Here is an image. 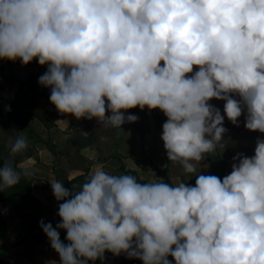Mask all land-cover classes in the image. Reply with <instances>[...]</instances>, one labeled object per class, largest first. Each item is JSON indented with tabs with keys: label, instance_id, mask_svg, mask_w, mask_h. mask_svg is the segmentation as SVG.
<instances>
[{
	"label": "clouds",
	"instance_id": "clouds-1",
	"mask_svg": "<svg viewBox=\"0 0 264 264\" xmlns=\"http://www.w3.org/2000/svg\"><path fill=\"white\" fill-rule=\"evenodd\" d=\"M34 58L62 114L121 129L138 120L121 110H161L167 158L186 173L223 140L225 116L264 133V0H0V59ZM26 148L10 141V155ZM233 161L230 174L197 175L194 186L101 168L78 191L51 183L61 222L40 227L60 264L105 251L143 264H264V139ZM19 179L0 166V191Z\"/></svg>",
	"mask_w": 264,
	"mask_h": 264
},
{
	"label": "crops",
	"instance_id": "crops-1",
	"mask_svg": "<svg viewBox=\"0 0 264 264\" xmlns=\"http://www.w3.org/2000/svg\"><path fill=\"white\" fill-rule=\"evenodd\" d=\"M17 60L9 61L11 73L8 74L23 82H38L42 66H23ZM2 63L7 68L6 62L2 60ZM196 70L198 68L194 66L193 71ZM3 73L0 87L12 86L15 91L17 84L6 77L8 74L4 70ZM40 87L46 95L40 98V103L45 108L44 118L47 123L44 124L34 115L25 133L21 131L27 143L33 146L34 154L19 163V166L27 168L36 178L32 183L31 195L38 203L27 209L26 213L35 220L51 223L54 228L61 222V218L58 216V201L53 195L51 183H61L64 178H72L84 171L91 175L98 168L113 175H121L125 174L120 169L123 165L125 170L134 172L131 176L136 180L145 176L155 179V183L161 182L163 178L157 170L166 169L171 185L184 182L194 186L197 175H212L213 170L220 169L221 179L230 174L233 157L237 153L252 156L257 138L264 139V133L244 127L243 114L238 118L239 126L232 124L225 116L223 126L226 132L223 140L215 151L205 154L202 161H193L195 172L186 173L179 163L167 158L161 139L162 125L167 117L161 110H149L147 106L143 110L139 106L121 110L125 116L136 115L138 120L126 121L121 125L122 130L104 127L95 118L78 120L71 114L58 112L50 102V88ZM209 103L224 114L225 101L213 98ZM110 114L106 110V115ZM45 184L50 185L51 191ZM4 214L6 226L5 229H0V258H5L9 264H60L59 254L52 249L39 223L22 219L11 210L3 211ZM58 231L60 234H67L64 229ZM63 243L67 244L69 241L64 240ZM167 258L172 263L175 262L170 255ZM118 259L124 264H143L140 259L128 258L126 253L118 255Z\"/></svg>",
	"mask_w": 264,
	"mask_h": 264
},
{
	"label": "trees",
	"instance_id": "trees-1",
	"mask_svg": "<svg viewBox=\"0 0 264 264\" xmlns=\"http://www.w3.org/2000/svg\"><path fill=\"white\" fill-rule=\"evenodd\" d=\"M17 63L23 66H41L34 58L33 61L24 65L18 59ZM47 65L41 67V75L46 72ZM8 79L14 81L17 84L12 100L9 102L5 109H0V129L3 131V136H0V166L9 165L20 174L19 182L12 187H4L3 191H0V229H5L6 218L2 216L3 210H12L17 213L22 219L30 220L32 223H39L41 221L31 218L26 210L31 206L38 203L37 199L31 195L32 183L36 178L25 167L19 166L23 160L33 156L34 148L27 143V148L17 153L16 155H10V141L15 142L19 137H23L21 133L22 127H27L32 120V117L36 115L44 124L47 123L44 118L45 108L40 103V98L46 97L45 93L41 89L38 82L31 84L28 80L26 82L15 79L12 74L6 76ZM40 77V76H39ZM39 91V92H38ZM1 102V99H0ZM10 108V110H8ZM25 139V138H24ZM26 140V139H25ZM208 155V153H206ZM210 158V156H209ZM212 161V159L210 158ZM157 170L156 166H151ZM223 165L221 166V168ZM25 169L28 170L25 174ZM120 169L128 175L134 172L125 170L123 165ZM162 176L163 182L170 183L169 177L166 173V169L157 170ZM212 175L222 177V169L219 171L213 170ZM90 177L87 171L78 174L72 178H64L61 181L64 187L69 191H75L80 189L81 185L86 182ZM45 186L51 191L49 184ZM63 201H58V206ZM60 239L63 242L66 240L67 234H60ZM0 264H9L3 257L0 258ZM88 264H124L118 259L117 255L109 251H105L103 259H96L95 261L89 260Z\"/></svg>",
	"mask_w": 264,
	"mask_h": 264
},
{
	"label": "rangeland",
	"instance_id": "rangeland-1",
	"mask_svg": "<svg viewBox=\"0 0 264 264\" xmlns=\"http://www.w3.org/2000/svg\"><path fill=\"white\" fill-rule=\"evenodd\" d=\"M2 60L4 62H6L7 68L4 67V65L2 63ZM9 61H12V60L0 59V82H1V80L3 78V75H1V74H4L3 73V70H4L5 74L11 73V66L9 65V63H10ZM0 88H1L0 89V99H1L0 109H5L8 106L9 102L12 100L15 91H14V89H13L12 86H10V87L9 86L8 87L1 86ZM26 128L27 127H25V126L22 127V130L21 131H23L25 133ZM3 134H4L3 131L0 129V136H3ZM152 179H148L145 176L144 177L142 176V178H140V179L137 178V181L138 182H141V183H148V182L155 183L153 181H156V180L155 179L152 180ZM161 182H163V180H161ZM3 211H5V210H3ZM3 211H2V216H5V214L3 215ZM13 213L14 214H17L14 211H13Z\"/></svg>",
	"mask_w": 264,
	"mask_h": 264
},
{
	"label": "water",
	"instance_id": "water-1",
	"mask_svg": "<svg viewBox=\"0 0 264 264\" xmlns=\"http://www.w3.org/2000/svg\"><path fill=\"white\" fill-rule=\"evenodd\" d=\"M172 264H175V262H173Z\"/></svg>",
	"mask_w": 264,
	"mask_h": 264
}]
</instances>
